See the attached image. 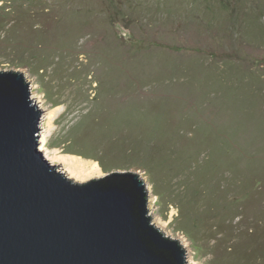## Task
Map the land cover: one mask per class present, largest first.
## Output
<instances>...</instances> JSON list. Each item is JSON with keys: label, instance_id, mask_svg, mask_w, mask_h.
Listing matches in <instances>:
<instances>
[{"label": "rangeland", "instance_id": "rangeland-1", "mask_svg": "<svg viewBox=\"0 0 264 264\" xmlns=\"http://www.w3.org/2000/svg\"><path fill=\"white\" fill-rule=\"evenodd\" d=\"M31 1L0 0V68L27 69L49 105L43 145L54 161H91L65 149L95 150L107 170L97 161L89 177L141 169L159 222L190 244L188 264H264L244 233L258 230L262 259L264 186L248 192L264 184V0ZM175 162L174 182L188 174L198 185L194 164L225 175L244 201L202 211L204 195L191 222L148 173Z\"/></svg>", "mask_w": 264, "mask_h": 264}, {"label": "water", "instance_id": "water-1", "mask_svg": "<svg viewBox=\"0 0 264 264\" xmlns=\"http://www.w3.org/2000/svg\"><path fill=\"white\" fill-rule=\"evenodd\" d=\"M35 90L27 69L0 68V264H188L141 169L86 177L54 161Z\"/></svg>", "mask_w": 264, "mask_h": 264}, {"label": "trees", "instance_id": "trees-1", "mask_svg": "<svg viewBox=\"0 0 264 264\" xmlns=\"http://www.w3.org/2000/svg\"><path fill=\"white\" fill-rule=\"evenodd\" d=\"M3 1L9 2L10 0H3ZM29 2H32V1L29 0ZM47 9H49V8H47ZM40 69H43V68H40ZM80 123L81 122H79L77 125H79ZM65 152L78 154V155H82L86 158L94 159V160L98 161L100 163V165L102 166V168L104 169L103 164L100 161L101 160L100 159V153L97 154V152L95 150H93V151H90V150L77 151V150H73V149H71V150L65 149ZM174 165H176V162L174 164L170 163L168 165L155 167V168L149 169L148 173L150 172L149 174L151 175V182L154 185V188H155L157 195H159V197L162 200L166 201L169 204L179 200L180 204L178 206L180 207L181 213L183 214L184 217L190 216L191 222L195 223L197 221L196 217L200 216V213H198V210H196L195 207L191 208L193 201L199 200L204 195L206 197L207 196L210 197L209 198L210 204H207L206 206H204V209L202 211H207V210L217 211L216 208L218 207V204H223V203H227V204H223V206L226 207L228 210H235V208H236L235 205L238 204V202L240 200L244 201V199H242V198L244 197L245 194H243V196H240V193H236L235 183H230L228 181L225 182V181L221 180V178H223L225 175L222 176L220 179H218L219 177H217V175H209L208 173L206 174V172H204V169H202L200 167L201 169L199 170V166L194 167V164L189 168L190 169L189 173L194 171L195 175L199 178V184L198 185L195 183L193 184L192 181H190V175H188V174L186 175V178H187L186 180L184 179L181 182H179V180L174 182L175 178H173V177L175 175L177 177V173L174 174V176H171L173 173L176 172L175 170H177ZM104 170L106 171L107 169H104ZM227 170L229 171V169H227ZM210 185H211V189L208 190V187H210ZM178 186H179V188H176ZM262 186H264V184H262L261 186L258 185L256 188L249 190L248 195H250L252 192L255 193L260 188H262ZM218 191L219 192L223 191V193L220 195V197L218 196ZM230 191H231V193H230ZM228 193L231 194L230 199L226 200L224 198L227 196ZM232 193L234 195H232ZM186 194H188L189 196ZM222 201H223V203H220ZM232 203H234V205ZM231 206L234 209H231L230 208ZM239 214H241V213L237 212V214H235L232 217H229V219L233 222L234 219L237 218ZM217 217H218V215H217ZM197 219L200 220V217H198ZM202 219H203V217H202ZM182 227H183V230H186L187 233H190V232L193 233V230H192L190 225H184ZM244 233H246L248 235L250 243L252 244L251 245L252 249L250 248V250H251L252 254L254 253V255H255V257H253V259H251V260L253 261V260L259 259L261 261H264V257L261 259V256L257 257V255H256V253L258 251L257 249L260 248L259 247L260 242H259V238H258V236H259L258 230L254 229L252 227H247V229L245 230ZM217 237H219L218 234L215 237V240L217 239ZM236 244L235 245L233 243L230 244L227 250H229V251L235 250L237 248ZM229 259L230 258H228L227 261Z\"/></svg>", "mask_w": 264, "mask_h": 264}, {"label": "bare ground", "instance_id": "bare-ground-1", "mask_svg": "<svg viewBox=\"0 0 264 264\" xmlns=\"http://www.w3.org/2000/svg\"><path fill=\"white\" fill-rule=\"evenodd\" d=\"M71 157H62V159H67L71 169L73 170L75 175H80V176H92L93 174H97L101 172L100 165L97 161L95 160H85L82 159L79 156L76 155H69Z\"/></svg>", "mask_w": 264, "mask_h": 264}]
</instances>
